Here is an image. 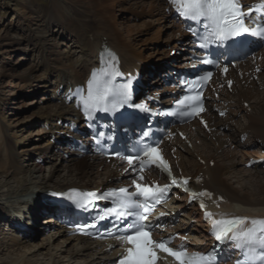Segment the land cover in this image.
Instances as JSON below:
<instances>
[{
  "label": "bare ground",
  "instance_id": "obj_1",
  "mask_svg": "<svg viewBox=\"0 0 264 264\" xmlns=\"http://www.w3.org/2000/svg\"><path fill=\"white\" fill-rule=\"evenodd\" d=\"M50 4V8L40 11L39 17L43 21L37 23L33 13L25 14L26 8L31 11L29 5L21 4V12L27 15L24 16L26 24L35 33V37H30V43L37 44L42 52L43 75L35 68L24 67L25 55L29 52L24 46L25 40L10 38L8 31H0V56L5 55L9 62V66L0 71V91L12 100L0 99L4 108L21 104L22 100L14 101L19 93L25 98L40 90L49 93L52 85L58 93L46 101L52 100L53 105L46 103L34 108V118L42 120L45 133L53 139L52 143L48 140L39 153L18 152L17 146L23 139L10 137L7 127L0 122V161L9 165L8 170L0 169V228L1 225H9L10 230L15 226L19 228L16 233L0 234V264H73L79 259L85 264H111L118 251H110V244L97 248L86 246L80 238H69L62 230L46 234L45 240L42 237L45 230L51 228L53 220L40 219L41 211L48 208L35 201H41L46 193L53 191L113 185L118 178L114 168L99 159L80 157L65 148L61 155L57 153L65 142L63 135L68 133L63 124L79 121L74 105L66 103L65 96L74 86L87 81L104 45L118 52L122 68H137L149 74L151 65H155L157 72L169 68V47L172 48L169 53L175 52L172 58L177 61L181 58V51L186 49L177 42L185 40V34L171 14L166 13L165 0H50ZM124 14L127 17H123ZM142 19L140 24L126 23ZM153 26H156L154 32L151 31ZM53 27L60 38L55 42L52 37L56 32L49 33V37L40 33L41 28L52 31ZM70 41L79 53L77 59L60 50ZM19 54L22 57H18ZM261 56V61L251 59L231 72L230 76L235 80L232 90L221 89V103L225 104L223 109H227L228 116L219 118L212 114L208 130L196 126L188 131L187 142H178L180 147L171 146L175 150L174 164L185 175L204 178L199 189H209L227 199L228 202L222 205L225 214L251 219L264 218V170L244 168L249 158L259 157L256 151L264 150V51ZM171 67L179 68L176 64ZM256 68L262 72L258 74ZM161 83L158 78L142 79L141 87L158 92ZM221 103L215 102L216 105ZM23 104L19 108H26ZM242 136L248 137L244 143L240 141ZM259 140L263 143L259 144ZM45 155L49 160L57 157L53 165H60L66 175L62 176L59 166L52 167L48 176L43 174L44 167L35 161L43 160ZM30 156L37 158L29 159L32 162L27 164L26 159ZM58 159H61L60 163ZM186 202L187 199H181L173 207L175 211L182 209L191 215L177 230H188L204 238L207 230L202 223L203 217L197 209L187 207ZM17 218H24L26 222L17 224ZM192 219H197V223L192 224Z\"/></svg>",
  "mask_w": 264,
  "mask_h": 264
},
{
  "label": "snow or ice",
  "instance_id": "obj_2",
  "mask_svg": "<svg viewBox=\"0 0 264 264\" xmlns=\"http://www.w3.org/2000/svg\"><path fill=\"white\" fill-rule=\"evenodd\" d=\"M170 3L174 6L178 17L187 22L188 31L193 37L194 50L199 49L207 53L212 46H227L230 50L239 51L249 43V38L264 40V0H258L259 7L252 5L245 7L242 0H170ZM256 13H259V21L255 18ZM200 62L215 63L211 59H202ZM118 63L119 59L115 53H104L100 67L93 71L87 81L86 95L82 89L74 90L76 95L70 99L78 98V107L86 120L92 121L94 113L99 112L112 116L119 112L121 120L140 121L144 119L140 112L148 114L149 119L152 116L177 115L191 119L205 111L202 104V85L211 79V72L193 77L192 83L184 82L185 92L190 90L193 94H185L174 102V107L178 111L173 112L171 109L152 111L144 105L133 103L132 78L129 77L125 83H117L118 78L125 76L119 71ZM223 71L227 73V67ZM231 83L229 81V86ZM126 109L139 111L130 112ZM224 114L220 113V115ZM203 123L207 128V122ZM137 127L140 125L137 124ZM152 135L150 125L145 126L140 132L141 139L134 146L135 152L129 151L124 155L116 149L110 152L111 156L124 160L134 173L130 185L102 193L72 190V194L67 196L74 207L85 212L97 210L100 201H104L107 205L92 223L77 224L78 232L91 235L90 230L97 228L96 219L108 220L111 228L105 230L107 234L128 245L126 254L120 258L118 264H157L160 259L158 250L173 257L177 264H224L226 260L233 259L236 252L240 253V258L235 259V264H264V218L249 219L235 216L216 218L213 213L206 211V219L211 221V234L217 241L209 252L189 253L183 245L179 249H173L168 246L171 237L168 240L153 239V231L165 227L159 223V217L155 224L150 220L155 207L161 202V197L170 190L171 186L183 188L185 192H189L190 189L187 187L189 178L178 180L171 177V185L165 186L143 183L144 158L151 160L152 165L170 174V166L163 159L159 145L152 140ZM103 136V132L96 133L94 141L97 145L104 144L107 148L100 139ZM201 179L198 178V182ZM52 195L64 194L52 193ZM191 195L193 199L197 196L212 197V193L206 190L200 193L192 192ZM220 199L222 200L223 197ZM200 207L206 209L203 201L200 202ZM163 215L162 213L161 216ZM226 248L231 250L232 255L225 251Z\"/></svg>",
  "mask_w": 264,
  "mask_h": 264
},
{
  "label": "rangeland",
  "instance_id": "obj_3",
  "mask_svg": "<svg viewBox=\"0 0 264 264\" xmlns=\"http://www.w3.org/2000/svg\"><path fill=\"white\" fill-rule=\"evenodd\" d=\"M24 2L27 3L29 5L28 7H30L31 9L30 11L26 7L23 6L24 8H26L25 14L29 12L33 13V17H35V23L39 21H43V18L39 17V14H41L43 10L51 7L50 0H0V31L1 30L8 31L11 36L10 38H13V39L22 38L25 40L24 46L27 47L29 52L27 55H25L24 67H26L27 69H31V70L32 68H35L37 69L39 74L43 75L45 72L43 70V65H42V61H43L42 52L40 51L39 49L40 47L37 46V44L30 43V40H31L30 37H35V33L32 32V27L30 28V25L26 24V20L24 19L25 18L24 16H27L28 14L23 15L22 13L23 11L21 12V8H22L21 4H25ZM127 14H124L123 17L125 16L127 17ZM142 21L143 19L137 20L134 22L131 20L127 22L125 21V22L129 25H134L135 23L140 24ZM152 29L153 30L151 31L154 32L156 30V26H153ZM51 30L52 31H49V29H46V28H41L40 33L43 36L49 37L50 34L52 35L53 33L56 32L54 34V37H52V39L54 40L53 42L57 41V39H60L57 29L53 27L51 28ZM149 48L154 49V46L152 47L149 46ZM171 49H172L171 47L167 49L169 50L168 55L170 54L169 52L171 51ZM60 50L63 51L64 53L70 54V56L73 57V59H77L79 57L77 48L75 44H73L72 41L67 42L66 44L61 46ZM4 56L5 55L0 56V71L4 70L5 68L9 66L8 65L9 62H7ZM18 57H22V54H19ZM143 79L145 81H148L146 77H144ZM53 89H54V86L52 85L49 87V93L46 92L45 90H40L35 95L28 96V98H25L24 96L21 97L22 94L19 93L17 95V98L14 101L22 100V103H24L23 105L26 104L25 106L26 108H22V107L19 108V105H21L22 103L17 104L16 106L7 105L4 108V105L0 103V122L3 124V126L7 127L10 137H16V138L23 139V142L17 146L18 152L21 153V151L22 152L30 151L31 153H35L37 151V153H39L38 151L41 149H44L48 144V140L51 139L49 138V134L45 133L47 131H45L46 129H44V127L42 126V120L34 118L33 113L35 111L34 108H36L37 106H42L46 103L49 105H53V102L52 103L46 102L47 99H49L51 95L50 93L53 92ZM1 93L2 92L0 91V99L4 98L3 99L4 101L6 100L9 102H12V100L10 101L8 99V96H4ZM5 97H7V99ZM43 97L45 100H42ZM32 102H34V105H30ZM58 154L61 155L62 153L59 152ZM46 156L47 155L43 156V159L45 158L44 159L45 162L42 165V167H44L43 174L48 176V174L50 173V169L52 167L54 168L56 166H59V172L62 174V176L66 175L65 172H63L64 170L62 169L60 165H55V166L53 165L57 157H54V158L52 157L50 160L48 159L46 160L47 158ZM36 157L37 156L28 157L26 159V161H28L27 164L28 163L30 164V162H32V160L35 159ZM58 158H61V157H58ZM29 159H32V160L29 161ZM49 161H51L52 163L49 164ZM60 161L61 159H58L59 163ZM4 168L8 170L9 165L5 164V162L0 161V169H4ZM18 220L19 218H17V221ZM4 227H9V225H6V226L1 225L0 234L2 235L4 232L2 228ZM42 237H43V240H45L46 236H42ZM41 261L44 262V261H47V259L44 261L43 260ZM82 261L84 260L79 259V260L74 261L73 264H85V262L82 263Z\"/></svg>",
  "mask_w": 264,
  "mask_h": 264
}]
</instances>
